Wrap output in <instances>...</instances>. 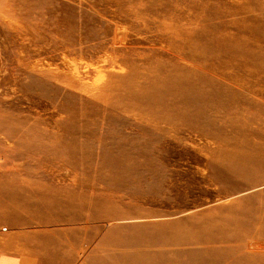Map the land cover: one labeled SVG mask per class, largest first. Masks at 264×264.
Wrapping results in <instances>:
<instances>
[{"label":"rangeland","instance_id":"rangeland-1","mask_svg":"<svg viewBox=\"0 0 264 264\" xmlns=\"http://www.w3.org/2000/svg\"><path fill=\"white\" fill-rule=\"evenodd\" d=\"M255 48L264 55V0H0V173L78 193L82 221L96 216L48 225L55 238L21 243L32 257L0 239V264H228L234 243L200 234L227 214L263 255Z\"/></svg>","mask_w":264,"mask_h":264},{"label":"bare ground","instance_id":"bare-ground-1","mask_svg":"<svg viewBox=\"0 0 264 264\" xmlns=\"http://www.w3.org/2000/svg\"><path fill=\"white\" fill-rule=\"evenodd\" d=\"M224 38L225 40L223 43V47L232 44L225 48L226 51L232 53L233 55L242 54V52L235 51L238 46L233 45V43H235V42H231V40L233 39H231L228 36H225ZM218 44L220 45V43ZM250 53H255L254 55L249 54L250 58H254L256 56L258 60H264V55L262 53L258 55L256 53V48L252 50ZM233 137H236V135L235 136L233 135ZM223 141L226 142L224 139ZM233 141L237 142L235 139ZM243 144L244 142L242 143V141L239 144L240 150L238 151V153H241V155H243L242 153L244 152L242 148L246 147L245 145H247V144L245 145ZM249 152L252 153L251 150H249ZM245 153L247 154L248 152L245 151ZM0 193H1L0 211L4 221L3 223H0V234H1L0 239L8 242L7 244H9V246H5L4 249L8 248L10 249L11 252H16L20 254V253H26L24 251L26 250L28 252V256L32 257L33 251H36L37 248L35 246L33 247V249H29L28 247L25 246H23L24 247L23 248L21 246V243L30 240V238H35L33 240H38L40 239V236L44 239L55 238V234L53 233L55 229H51L52 227L48 225L57 224L59 226V229L56 228V230H61L62 228H64L63 227L64 225L69 224L70 222L80 221L85 223L91 220L93 217L94 219L96 218L94 214L92 215L88 214L86 218L87 220L85 219L86 221H82L84 217H79V213L82 209H84L86 203H84L82 199L78 200L79 198L78 193L70 192L71 193L70 195H66V194L61 195L63 198L66 197V200H62L61 199L62 197L54 196V193H52V189H48V188L41 189L38 186H35L31 183L24 181L20 177L19 173H17V175L15 176H8L4 173L3 174L0 173ZM40 195L42 196L41 199L39 198ZM31 197L32 198L38 197V200L31 201L30 200ZM90 204L93 205L94 207L95 205H98L97 203L95 204V202H92ZM88 206L90 205L88 204ZM223 219H224L223 222H214V224H210V226L212 227L208 226L204 229H201L200 234L204 233L206 237V241L210 244L226 245L228 243H234L226 248V253L227 256H231L232 254L238 256H234L231 263L228 264H264V254L260 256H253L248 254V252L245 249L244 246L245 240L250 234V230L248 229L249 225L241 224L239 222L240 221L239 219L235 217H228V214L225 215ZM256 219L259 221V223L263 222V219L261 220L260 217H257ZM253 220L254 217L253 219L250 220V222H252ZM154 226H156L155 228L158 229L162 227V224L156 223ZM163 226L167 227V225H163ZM241 226H243V228H241ZM262 229L263 227L257 228V230H255L256 234L257 235L262 234L261 233ZM142 243L143 242H139L134 239L129 241L130 246H137ZM185 247H189V246H185ZM87 249H86V255L89 254V251ZM216 251H220V250H216ZM218 257L219 256L216 255V257L211 261H204L203 259H199L198 264H217L218 261H216L215 259L218 260ZM38 260L36 264H48L45 263L47 261H42L39 258ZM138 264H150V263H146L142 261V262H138ZM152 264L154 263L152 262ZM187 264H197V262L196 263L188 262Z\"/></svg>","mask_w":264,"mask_h":264}]
</instances>
